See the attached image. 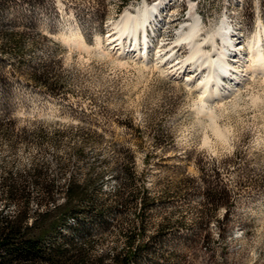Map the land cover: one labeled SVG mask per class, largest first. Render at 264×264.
<instances>
[{"label": "rangeland", "instance_id": "374dc122", "mask_svg": "<svg viewBox=\"0 0 264 264\" xmlns=\"http://www.w3.org/2000/svg\"><path fill=\"white\" fill-rule=\"evenodd\" d=\"M145 1L154 0H0V180L12 170L32 183L53 182L60 204L70 183L93 182L99 210L88 212L87 202L79 226L63 234L91 237L97 264L101 257L116 264L112 254L127 250V232L142 223L130 264H264V75L205 105L227 131L220 138L198 110L199 93L162 73L154 52L146 67L96 47L98 35ZM189 1H172L155 19L150 34L163 52L189 22ZM192 1L202 36L228 19L245 36L248 60V41L264 26V0ZM74 30L91 48L64 42ZM9 31L22 35L15 40ZM124 38L131 50L134 41ZM182 47L168 66L189 56ZM229 60L231 72L245 73L243 58ZM34 195L36 210L43 188Z\"/></svg>", "mask_w": 264, "mask_h": 264}, {"label": "bare ground", "instance_id": "6f19581e", "mask_svg": "<svg viewBox=\"0 0 264 264\" xmlns=\"http://www.w3.org/2000/svg\"><path fill=\"white\" fill-rule=\"evenodd\" d=\"M172 1L174 0H154L151 3L145 1L135 13L127 11L119 20L113 23L107 36H97L96 47L104 50L105 53L115 55L120 61L132 59L146 67L154 63V61L151 62L154 52L157 57L155 64L162 73L174 75L176 78H183L187 86H191L194 91L199 93L202 106L198 110L211 116L215 133L220 138H225L227 135L226 129L218 125L215 121V112L207 109L205 105L211 101L223 100L230 93L235 94L240 91L246 77H253L256 74L264 75V26L255 32L248 41L250 56L248 60H245L240 49L243 36L237 31L232 35L233 27L228 19H223L215 30L202 36L203 20L195 12V3L190 0L189 22L179 31L175 46L167 52H163L161 48L154 45L150 32H153V27L156 29L159 26L155 19L161 14L166 5H169ZM161 18H165V16L162 15ZM124 36L130 37L134 41L131 50L126 48ZM104 41L109 45L108 48L104 46ZM64 42L77 44L88 49L91 48V45L85 41L81 30L69 31L64 36ZM207 45L212 47L211 50H206ZM177 46H180L181 49L182 46L188 48L189 56L182 62L168 66L171 63V58L176 54L175 47ZM230 52L234 54L235 58L241 57L244 59V74L239 75V70H235L238 75L231 72L232 65L229 56H232V54ZM189 66H192L193 69L196 68L198 71L200 70L201 73L194 74L192 68L188 69ZM205 70H208V72L204 74ZM229 77L233 84L230 89H226L224 83Z\"/></svg>", "mask_w": 264, "mask_h": 264}, {"label": "trees", "instance_id": "16d2710c", "mask_svg": "<svg viewBox=\"0 0 264 264\" xmlns=\"http://www.w3.org/2000/svg\"><path fill=\"white\" fill-rule=\"evenodd\" d=\"M9 32L15 40L22 35L18 31ZM21 48L22 44L17 40L15 50L21 51ZM36 78L41 82L39 77ZM35 171L42 172L41 169ZM36 178L32 183L22 174L6 170L0 180V264H97L90 254L91 237H83L77 242L74 237L63 234L66 227L79 226V214L85 212L87 202L88 212L99 210L91 192L94 183H70L66 201L60 204L54 197L55 183L41 182ZM38 187L43 188L45 197L41 201L38 199L39 208L34 210L31 205L35 199L34 190ZM141 199L142 209L151 205V198L146 193ZM12 205L15 209L10 212L8 208ZM142 226L143 223L127 232V250L112 254L116 264H130L138 256L137 252L129 250L138 240ZM140 248L138 245L137 251ZM98 260L103 264L105 258Z\"/></svg>", "mask_w": 264, "mask_h": 264}]
</instances>
